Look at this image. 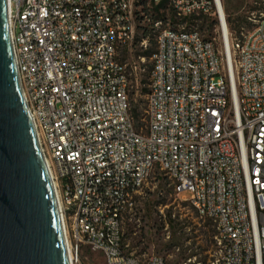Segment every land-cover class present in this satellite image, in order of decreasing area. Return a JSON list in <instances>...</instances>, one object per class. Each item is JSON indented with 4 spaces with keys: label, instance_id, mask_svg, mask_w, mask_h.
Returning <instances> with one entry per match:
<instances>
[{
    "label": "built area",
    "instance_id": "built-area-1",
    "mask_svg": "<svg viewBox=\"0 0 264 264\" xmlns=\"http://www.w3.org/2000/svg\"><path fill=\"white\" fill-rule=\"evenodd\" d=\"M167 2L154 23L146 108L136 125L119 58L139 0H8L23 93L59 195L71 264H169L126 249L142 189L166 177L216 228L182 264H264V10L235 35L222 0ZM211 19L205 37L198 21Z\"/></svg>",
    "mask_w": 264,
    "mask_h": 264
},
{
    "label": "water",
    "instance_id": "water-1",
    "mask_svg": "<svg viewBox=\"0 0 264 264\" xmlns=\"http://www.w3.org/2000/svg\"><path fill=\"white\" fill-rule=\"evenodd\" d=\"M0 264H71L57 192L18 73L8 0H0Z\"/></svg>",
    "mask_w": 264,
    "mask_h": 264
},
{
    "label": "rangeland",
    "instance_id": "rangeland-1",
    "mask_svg": "<svg viewBox=\"0 0 264 264\" xmlns=\"http://www.w3.org/2000/svg\"><path fill=\"white\" fill-rule=\"evenodd\" d=\"M230 3L235 15H242L251 23L244 25L245 30L254 23L249 17L259 16L264 10V0H230ZM144 7H150L149 2L144 4L139 0L136 7L137 17L146 14ZM166 17H171V11H166ZM146 23V20L141 22L142 25ZM198 26L206 38L213 34V31L211 34L210 31L202 29L200 21ZM155 33L156 31L154 39ZM141 34L142 30L137 28L136 35ZM149 47L153 46L148 40L136 43L134 40L131 46H123L119 50L120 60L126 63L128 71L131 72L130 105L132 108L138 105L143 112L146 108L152 63L151 58H146L141 53ZM190 197L191 192L188 190L176 193L166 177L151 179L138 196L135 213L124 222L126 249L139 256L162 255L169 264L183 263L184 259L179 255L180 248L189 249L188 253H198V259L205 258L209 251L213 252L216 247L212 241V235L216 234L215 225L197 212L189 201ZM163 199H166V204L153 208L155 203ZM170 214L175 221L173 224L169 221ZM204 231H208L210 237L207 238ZM80 257L82 264H106L101 252L92 251L86 246L82 248Z\"/></svg>",
    "mask_w": 264,
    "mask_h": 264
},
{
    "label": "trees",
    "instance_id": "trees-1",
    "mask_svg": "<svg viewBox=\"0 0 264 264\" xmlns=\"http://www.w3.org/2000/svg\"><path fill=\"white\" fill-rule=\"evenodd\" d=\"M144 4L148 1L150 4V7H144L145 10V15H139L137 17L138 20V25L137 28L142 30L141 35H136L135 36V43L138 41H144L148 40L151 46L148 49L144 50L141 54L145 56L146 58H151L152 55L156 51L157 47V39H156V33H155V39H154V31H155V26L154 23L157 20H166V11H171V17H173V11L170 7H168L167 2H162L159 4H155L152 0H141ZM222 4L224 7V10L226 12L227 16V22L229 29L231 32H233L235 35H240L242 29L244 28V25L246 23H250L246 17H243L242 15H235V11L233 10V6L230 3V0H222ZM148 22L146 25H142L141 22L145 21ZM201 28L205 29L207 31H210L212 34L213 31V22L211 19H203L200 21ZM251 24V23H250ZM201 30V29H200ZM134 42V41H133ZM132 113L135 117L136 125L140 126L142 124L141 118L143 117V111L140 109L138 105L134 106L133 108L131 107ZM166 204V199L160 200L157 203H155L153 208H156L159 205H164ZM151 209V206H149ZM171 214L169 215V221L171 224L175 222L173 219H171ZM205 236L208 238L210 235L208 234V231H204ZM213 234L212 238H214ZM125 239V237H124ZM214 242V239L212 240ZM173 246H178L177 244H173ZM179 247V246H178ZM180 248V247H179ZM189 249L185 248H180L179 255L183 259H187L191 256L197 255L198 253L192 252L188 253Z\"/></svg>",
    "mask_w": 264,
    "mask_h": 264
},
{
    "label": "bare ground",
    "instance_id": "bare-ground-1",
    "mask_svg": "<svg viewBox=\"0 0 264 264\" xmlns=\"http://www.w3.org/2000/svg\"><path fill=\"white\" fill-rule=\"evenodd\" d=\"M57 197L59 198V195L58 194H57ZM58 201H59V199H58ZM59 205H60V201H59ZM68 253H69V257L71 258V255H70V252H69V246H68Z\"/></svg>",
    "mask_w": 264,
    "mask_h": 264
}]
</instances>
